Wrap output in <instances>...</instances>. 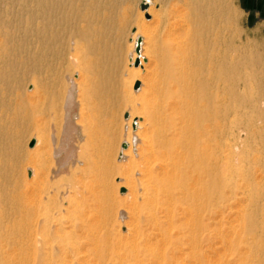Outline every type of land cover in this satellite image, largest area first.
<instances>
[{
  "label": "bare ground",
  "instance_id": "obj_1",
  "mask_svg": "<svg viewBox=\"0 0 264 264\" xmlns=\"http://www.w3.org/2000/svg\"><path fill=\"white\" fill-rule=\"evenodd\" d=\"M159 1L150 39L143 23L124 28L117 0H0V264H208L212 239L226 251L219 264H264V47L240 36L232 0H175L173 10ZM176 15L185 35L177 46L168 33ZM143 31L130 56L145 72L137 101L106 69L113 41L135 45ZM124 99L139 109L119 122L110 109ZM75 103L73 169L101 178L112 164L107 137L132 124L124 156L147 123L136 151L145 178L121 209L123 233L108 225L113 196L101 212L108 222L89 228L88 196L103 192L85 196L89 180L53 181L66 171L57 128Z\"/></svg>",
  "mask_w": 264,
  "mask_h": 264
},
{
  "label": "rangeland",
  "instance_id": "obj_2",
  "mask_svg": "<svg viewBox=\"0 0 264 264\" xmlns=\"http://www.w3.org/2000/svg\"><path fill=\"white\" fill-rule=\"evenodd\" d=\"M177 1H178V3H180V1L183 2V0H177ZM177 1L169 0L168 3L166 4V7L168 9H170V10H173L175 7L180 6L177 3ZM141 2H142V0H117V7H118L117 10H118V13L121 15L120 20L123 21L121 23H123V25H124V23H126L124 28L126 27V25H130L132 28H134L137 23H141V24L143 23L142 24L143 25V29H144L145 32L147 31L145 34H148L146 36H148V38L150 36V39H151L152 35H153L154 31H155V27H156V21L155 20H157V18L159 16V4H160L159 2L160 1L159 0H152L151 5L148 3L147 7H149V5L151 7L150 12H148L149 16H148V18H146L145 15H144L145 12H142L141 13V19H140L139 16H138V13H140L142 11L140 9ZM240 2H241L240 0H232L231 1L232 7L233 8L235 7L234 8V12L236 14L235 15L236 16L235 17L236 18L235 21H236V27H237L236 29L238 31L240 30L239 32H240V36L242 38L245 39V37H247V38H249L251 40L259 42L258 47L260 49L261 47H264V11H259V12L255 11V10L248 11L247 9H244L242 7ZM180 4H182V3H180ZM181 24H182V22H181V19L179 18L178 15H176L175 17L172 16L171 18H168V26L171 28V29L170 28L168 29V31H169L168 33H169V37L171 39L170 41H172L173 45H175V46L183 43L182 41L185 40L184 32H183L182 29H180L183 26V25L181 26ZM144 31L141 33L140 37H141V41L144 40V44H145ZM124 32H126V30ZM173 38H174L175 41L173 40ZM147 40H149V39H147ZM116 41L115 42L113 41V45H112L113 49L111 50L112 52H111V55H110V58H109L112 61L111 60L108 61V65H107V69L108 70L106 69V71H107L106 72L107 73L106 76H108V78L111 80L113 86L115 85L114 88L119 93L122 92L121 94L124 95V98H126L125 95L130 91V94H131V97L133 98V100H137L138 96L140 94L139 87H142L143 82L145 80V72L143 70H141V69L138 70L136 68L138 63H139V60H138L137 64H135V60L138 59L137 57H135V59L132 61V63H130L131 54L132 53L134 55L138 54L135 51V45H131L130 44V39L127 37L126 39H123V40L119 39L118 42H116ZM149 41H151V40H149ZM149 41H147L148 42V48H147L148 50H149V45H150ZM139 51H141V49ZM112 53L113 54L116 53V54L113 55ZM142 53H144V57H142L141 63L145 65V64L148 63L147 56H146L147 52L142 51ZM116 60H117V62H116ZM137 80L139 81V86H138V88L136 90H134L133 89V85H134L135 81H137ZM74 97L76 98V96H74ZM77 98H78V96H77ZM137 101H136V105H135L136 108L135 107L133 108V107H131L133 105L132 101L131 102H127L124 99V103L116 104V106L114 105L115 107L112 106L111 108H113V109H110V111L114 110L113 112H114V114L116 116V120L117 121L124 122L123 120H125L127 118V117H124V113H128V112H131V111L136 112L139 109V108H137V107H139V105L137 104ZM78 102H79V100H78ZM75 105L78 106L79 104H77V103L74 104V107L72 109V112H74L73 113L74 115L72 114V118L70 119V121L68 123H66V121L64 122L65 123V128L64 127L57 128L58 129L57 133H58V137H59L58 140L60 141L59 150H63V151H60V157H61V159L63 161H65L63 163L62 167H63V170L64 171L66 170V171L63 174L61 173L60 175L56 176L53 179V181L56 180L54 182L55 185L57 183L58 184L60 183L62 186L63 185L65 186V185H68V183H66V182H69L70 180L69 181H66V180H68V178L70 179V177L72 178L73 181L80 182L79 184H81V181H82V183H87V181L89 180V182H88L89 184L87 183V186H84L85 187L84 188V195L85 196L86 195L88 196L89 193L90 192L92 193L93 191L96 192V191L100 190L99 192H101V193L103 192V194L99 193V194H101V195H98L99 198L97 196H93L92 197V194L88 196L87 207H84L85 208L84 218L86 217V221L88 223L89 228L99 227V226H97V225H99L98 223H100L101 221L103 222V220H104V223H105L106 215L103 216V213L101 214V212L103 210V207H105L104 205L106 203H104V202H106L107 196L108 195L113 196L116 199V201H115L116 204L118 203L117 204V210H115L113 212L112 217L110 218V222L111 223L108 222V220L106 222H108L109 226H110V224L112 225V229L115 232L123 233L126 230V228H127V227H125V226H127L126 225L127 217L121 211V209H125L126 206L129 203H131L134 194H137V193H139L141 191L139 189H141L140 186H141V184H142V182L144 181V178H145V175H144L145 172L142 171V169H141L142 166H141V163H140V161L138 159L136 151H137L138 147L142 145L138 138H139V136H141L140 134L143 135L146 132L147 123L142 121L141 125L142 124L143 125L142 126L140 125V127L136 130V137L138 136L137 138H135L136 139V143L135 144L133 143L132 147L130 146V153H128V154H126L124 156H121V154L119 155V151L121 149L125 150V147H127V146L122 147V144L123 143L126 144L125 143L126 138H129L130 135L133 134V126H132V124H130L131 126L129 125L130 127H128V132H127V129L125 128L126 126H124L121 129V131L119 130L120 132H118L117 135L108 136L107 137L108 138L107 145L111 149V153L113 155L112 156V164H110V166H108L107 172L105 173V176H104L105 178H101L100 176H98V175L96 176L95 175L98 172L96 170L97 168L96 169L93 168V170L92 169L91 170H86V169L83 168L82 165H79L78 168L75 167L73 169V166H75V165H73L71 163V160L74 158V156L76 154L77 148L75 146L77 144L76 143L77 138H78L77 135L79 133V130H78L77 125H76V123L79 122V119H78V116H77V112H79L78 111L79 108L76 107ZM112 111H111V114H112ZM116 113H118V114L116 115ZM127 116H128V114H127ZM64 117H65V115H64ZM77 119H78V121H76ZM140 121H141V119H140ZM55 134H56V132H55ZM75 134H77V135L75 136ZM32 139L35 142V138L34 137H30L25 142L24 146H25V148L27 150L28 149L32 150V148L34 147V143H33L32 146H29V143H30V141ZM72 142L74 143L75 146L73 145ZM52 147H53V145H52ZM73 151L75 152V154H74ZM67 155H68V157H67ZM53 156H52V161L55 160L54 158H56V157H53ZM66 161H68V162H66ZM65 164H66V166H65ZM51 166L49 167L50 169H51ZM65 167H67V168H65ZM69 167H70V169H69ZM81 169H83L84 172ZM24 171H25L24 172V176L26 178H29V176H30L29 169L28 170L25 169ZM28 172H29V175H28ZM71 174H72V176H71ZM96 178H99V179H96ZM100 179L101 180L103 179L102 181H104V182H102ZM94 182H96V183H94ZM101 183H104V184L106 183L107 185H105L103 187H100L99 185H101ZM94 186H96V187L98 186L100 188H98V187L96 188ZM89 187H90V189H89ZM104 187H109V190L111 192L110 191H109L110 193H108L107 191L105 192V188ZM87 188H88V191H87ZM120 188H124V191L120 192V190H119ZM81 190H83V188ZM89 190H91V191H89ZM105 196H106V198H105ZM84 208H82V209H84ZM90 214H91V216H89ZM94 221H95V223H94ZM104 223L102 225H100V229H102V230H103L102 226L104 225ZM227 224L228 223H225V225H227ZM223 225H224V223H223ZM77 232H78V230H77ZM211 238H213V237L210 236L209 240ZM212 240H213V242L210 240L211 242L209 241L208 244H207V247H206L207 254H209V255H207V257H208L207 259H209L208 260V262H209L208 264H219L218 262L220 261V259H224L223 258V254L226 255V253H224L226 251L224 250L222 243L219 242L218 239L217 240L212 239ZM218 242H219L220 245L218 244ZM216 245H217V248L215 247ZM220 246H222V248H220ZM227 258L230 259L228 256H227ZM212 262H214V263H212ZM103 264H111V262L109 260H104Z\"/></svg>",
  "mask_w": 264,
  "mask_h": 264
},
{
  "label": "water",
  "instance_id": "obj_3",
  "mask_svg": "<svg viewBox=\"0 0 264 264\" xmlns=\"http://www.w3.org/2000/svg\"><path fill=\"white\" fill-rule=\"evenodd\" d=\"M147 4H148V3H146V0H142V2H141V4H140V9H141V10L145 9V8L147 7ZM144 15H145L146 18H148V16H149L148 13H145ZM140 43H141V37H137V39H136V44H135V51H136L137 53H138L139 50H140ZM137 62H138V59L135 60V64H137ZM138 86H139V81L137 80V81H135V83H134V85H133V89H137ZM124 117H127V113H124ZM33 142H34V141L31 140L30 143H29V146H32V145H33ZM122 147H125V145L122 144ZM28 174H29V172H28ZM119 190H120V192H122V191H124V188H120Z\"/></svg>",
  "mask_w": 264,
  "mask_h": 264
},
{
  "label": "crops",
  "instance_id": "obj_4",
  "mask_svg": "<svg viewBox=\"0 0 264 264\" xmlns=\"http://www.w3.org/2000/svg\"><path fill=\"white\" fill-rule=\"evenodd\" d=\"M241 5L248 11H264V0H240Z\"/></svg>",
  "mask_w": 264,
  "mask_h": 264
}]
</instances>
